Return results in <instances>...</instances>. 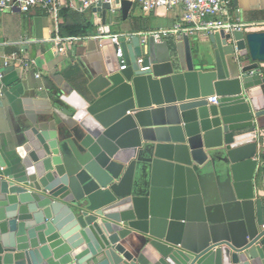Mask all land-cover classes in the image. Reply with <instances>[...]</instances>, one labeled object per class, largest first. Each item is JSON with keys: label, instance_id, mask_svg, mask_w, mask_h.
Segmentation results:
<instances>
[{"label": "water", "instance_id": "water-1", "mask_svg": "<svg viewBox=\"0 0 264 264\" xmlns=\"http://www.w3.org/2000/svg\"><path fill=\"white\" fill-rule=\"evenodd\" d=\"M116 3L94 7L103 23L128 17L133 2ZM178 40L184 57L177 42L123 36L120 69L103 38V63L59 97L63 126L26 127L0 153V264H264V30L215 32L211 54ZM141 153L174 175L171 205L150 216L118 186ZM226 160L244 250L216 239L199 186L210 161Z\"/></svg>", "mask_w": 264, "mask_h": 264}, {"label": "crops", "instance_id": "crops-1", "mask_svg": "<svg viewBox=\"0 0 264 264\" xmlns=\"http://www.w3.org/2000/svg\"><path fill=\"white\" fill-rule=\"evenodd\" d=\"M126 19L122 15L102 22V13L94 7L78 9V0H65L59 11L35 8L29 12L18 9L0 10V153L6 156L19 144L22 129L34 124L61 128L69 118L57 106L60 95L81 88L94 67L104 61L102 31L118 34H143L170 29L182 23V9L145 11L137 1ZM121 9V7H117ZM225 19L257 23L248 31L264 30V0H229ZM101 19V21H100ZM110 31V32H109ZM181 33L165 40L179 43L185 56ZM79 37L64 53L56 51L57 37ZM195 50L213 52L210 35L190 36ZM12 53L17 59H10ZM8 61V63H6ZM199 179L201 195L208 217L214 224L216 239L233 249L244 250L250 245L242 211L237 205L229 161L212 164ZM250 168L238 174L237 182H245ZM118 186L123 196L133 197L137 214L150 216L163 212L173 198L174 175L170 169L152 163L141 153L123 173ZM257 185V184H255ZM183 187L189 188L184 178Z\"/></svg>", "mask_w": 264, "mask_h": 264}, {"label": "built area", "instance_id": "built-area-1", "mask_svg": "<svg viewBox=\"0 0 264 264\" xmlns=\"http://www.w3.org/2000/svg\"><path fill=\"white\" fill-rule=\"evenodd\" d=\"M111 3L113 9L121 7L116 0H78V9L83 11L89 7H98L100 2ZM137 1L145 11H153L156 9H182V21L188 24L177 23L173 28L149 31L142 34V44L146 43L149 36H154L158 41L173 33L187 34L190 36H198L202 34L211 35L215 32L224 30L226 32L234 30L247 31L256 27L257 23H242L240 19L229 21L225 19L228 15L227 5L229 0H131ZM65 0H0V10L18 9L22 12H29L35 8H41L49 12H57L64 5ZM133 34L118 33L112 34L102 31L97 36L102 40L109 37L113 44L116 45V56L121 63L120 69H125L124 52L121 46V37L131 38ZM79 37H60L57 36L55 41L56 51L64 53L69 46L78 41ZM146 55L143 53L137 57V64L142 65ZM10 59H17V54L12 53ZM8 63V61L6 62ZM145 70L147 68H141ZM210 103H218V96L208 97Z\"/></svg>", "mask_w": 264, "mask_h": 264}]
</instances>
